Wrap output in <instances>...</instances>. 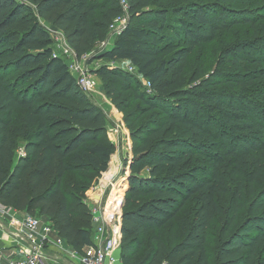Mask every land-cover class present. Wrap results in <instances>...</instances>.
Segmentation results:
<instances>
[{
    "label": "trees",
    "instance_id": "trees-1",
    "mask_svg": "<svg viewBox=\"0 0 264 264\" xmlns=\"http://www.w3.org/2000/svg\"><path fill=\"white\" fill-rule=\"evenodd\" d=\"M127 2L123 32L94 53L136 67L97 72L134 140L123 263L264 264V107L242 92L264 79V14ZM122 13L121 0H0V201L45 217L77 250L94 243L85 198L116 147L106 113L55 54L47 25L82 59ZM242 24L256 33L224 50L223 68L188 76L198 45Z\"/></svg>",
    "mask_w": 264,
    "mask_h": 264
},
{
    "label": "built area",
    "instance_id": "built-area-1",
    "mask_svg": "<svg viewBox=\"0 0 264 264\" xmlns=\"http://www.w3.org/2000/svg\"><path fill=\"white\" fill-rule=\"evenodd\" d=\"M121 5L123 13L111 23L110 35H120L128 23L127 0H121ZM47 27L53 40L55 54L65 58L70 72L76 77L83 91L87 94L94 91L97 86L95 78L83 69L80 59L63 31L53 26ZM127 70L135 72L136 67L129 63ZM143 83L150 87L148 80L143 79ZM20 153L23 154V149ZM122 186L123 184L120 187ZM124 195L122 192L118 199L111 195L107 203H92L90 206L95 231L94 243L87 247L88 251L72 248L59 235L53 238L55 229L51 221L42 220L40 216L26 212L22 214V211L6 206L0 201V239L9 241L14 246L10 255L3 254L0 248V260L6 264H53L54 258L47 250L54 246L66 260V264H124L121 254V214ZM18 254L22 257L19 258Z\"/></svg>",
    "mask_w": 264,
    "mask_h": 264
},
{
    "label": "rangeland",
    "instance_id": "rangeland-1",
    "mask_svg": "<svg viewBox=\"0 0 264 264\" xmlns=\"http://www.w3.org/2000/svg\"><path fill=\"white\" fill-rule=\"evenodd\" d=\"M159 6L163 4L162 0H159ZM212 3L213 5L218 6V8H229L231 10L237 11L238 13H245L247 15H261L264 14V0H244V1H235L230 0L227 2H221V0H169L170 6H183L188 4H199V3ZM123 8V7H122ZM242 15V14H241ZM117 18V17H116ZM115 18V19H116ZM127 21V20H126ZM264 19L259 20L260 24L264 23ZM259 25V24H258ZM51 27L50 25H47ZM206 30V29H205ZM208 33V32H207ZM255 31L251 30L249 25H238L232 28L229 32H221L217 36L214 41H210L208 43H201L197 46L193 55L190 58L187 74L188 76H194L195 73L200 70V77L208 76L213 72V70L217 67L223 68L220 64L222 56L224 55V50L230 46L231 44L246 38H251ZM108 33L107 39L98 43L94 46L92 52H90L84 59H80L83 69L87 70L88 73L92 74L96 80L97 86L94 91L89 93L88 95L91 99L98 104L106 113L108 118V138L115 147L120 149V152H127L128 158L127 160L130 162L133 158V145L134 140L131 134L130 129L125 124L123 113L119 110L118 106L114 104L112 99L109 97L107 91V82L97 73L98 70L106 66L108 68L114 67H124L127 69L128 62L120 61V60H106L95 57L94 53L99 50H106L112 47V44L115 42L116 38L119 35H110ZM253 38V37H252ZM255 48H251V50L247 51L251 54H255ZM96 58V59H95ZM222 66V67H221ZM143 80V79H142ZM240 90V88L238 89ZM242 92L249 95L254 100L262 103L264 107V79L260 80L259 83H254L248 88L242 89ZM22 115L17 113L16 115V124H18V119ZM24 140H19V150L18 153L22 151ZM116 152V150H115ZM113 157V156H112ZM125 160V164L127 162ZM111 162V161H110ZM110 166V164H109ZM130 166L129 164L125 166L124 172L125 174H121L118 176H114L113 179L109 180L112 176L109 173L106 175V178L103 176L100 178L99 182L87 193L85 198V202L91 206L92 203H107L110 196H114L115 198H120L122 195L123 189L121 184L124 183L128 174H130ZM108 171V170H107ZM128 172V173H127ZM108 178V179H107ZM97 195V196H96ZM102 195V196H100ZM91 208V207H90ZM123 211V210H122ZM38 214V213H37ZM122 215V214H121ZM45 217H42V220H45ZM220 231L219 224L216 226V234ZM214 235L213 238H216L217 235ZM7 238V237H6ZM211 247L214 249L216 247V241L212 243Z\"/></svg>",
    "mask_w": 264,
    "mask_h": 264
},
{
    "label": "crops",
    "instance_id": "crops-1",
    "mask_svg": "<svg viewBox=\"0 0 264 264\" xmlns=\"http://www.w3.org/2000/svg\"><path fill=\"white\" fill-rule=\"evenodd\" d=\"M120 61H125V62L130 63L127 60H120ZM114 145L117 146V144H114ZM127 158H128L127 152H124V153L122 152V154H121L120 149L117 150V148H116V152L113 154L109 169L107 172L104 173V177L106 178V175L109 173V175L112 176L109 179V180H111V179H113L114 176L121 175L122 173L124 174L125 173L124 169L126 166L124 161L127 160ZM100 196H102V195H100ZM23 213H25V212L22 211V214ZM57 236H58L57 232L54 231L52 234V237L55 238ZM0 248L3 252V254H5V255H10L14 250V246H12L9 241H3L1 239H0ZM84 249H85V251H88L87 247H85ZM47 252L50 256H52L54 258L53 264H66V260L63 259V256L61 254H59V252H57V248H55L54 246L50 247L49 250H47ZM17 256L19 258L22 257L21 254H18ZM0 264H6V263H5V261L0 260Z\"/></svg>",
    "mask_w": 264,
    "mask_h": 264
},
{
    "label": "water",
    "instance_id": "water-1",
    "mask_svg": "<svg viewBox=\"0 0 264 264\" xmlns=\"http://www.w3.org/2000/svg\"><path fill=\"white\" fill-rule=\"evenodd\" d=\"M121 219H122V215H121Z\"/></svg>",
    "mask_w": 264,
    "mask_h": 264
}]
</instances>
